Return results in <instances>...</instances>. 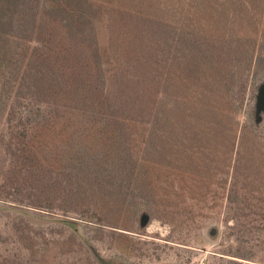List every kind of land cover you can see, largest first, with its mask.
<instances>
[{
  "label": "rangeland",
  "instance_id": "1",
  "mask_svg": "<svg viewBox=\"0 0 264 264\" xmlns=\"http://www.w3.org/2000/svg\"><path fill=\"white\" fill-rule=\"evenodd\" d=\"M262 83L264 0H0V264H264Z\"/></svg>",
  "mask_w": 264,
  "mask_h": 264
},
{
  "label": "water",
  "instance_id": "2",
  "mask_svg": "<svg viewBox=\"0 0 264 264\" xmlns=\"http://www.w3.org/2000/svg\"><path fill=\"white\" fill-rule=\"evenodd\" d=\"M258 104H257V114L259 115L260 113L264 112V83L260 85L259 88V94H258ZM261 121V118L257 119V122ZM150 217L148 216L147 213H143L141 217V224L142 227H146L147 224L149 223Z\"/></svg>",
  "mask_w": 264,
  "mask_h": 264
},
{
  "label": "trees",
  "instance_id": "3",
  "mask_svg": "<svg viewBox=\"0 0 264 264\" xmlns=\"http://www.w3.org/2000/svg\"><path fill=\"white\" fill-rule=\"evenodd\" d=\"M167 75H169V74L168 73H163V74L159 75V78L161 80H165V82H167V80L169 78V76H167ZM184 75L186 76V74H184ZM164 96H165V92L163 90L158 92V98H163ZM98 263L99 264H108L104 260H98Z\"/></svg>",
  "mask_w": 264,
  "mask_h": 264
}]
</instances>
